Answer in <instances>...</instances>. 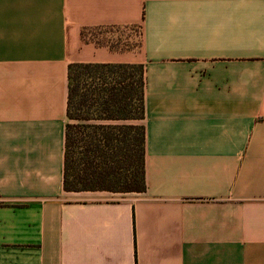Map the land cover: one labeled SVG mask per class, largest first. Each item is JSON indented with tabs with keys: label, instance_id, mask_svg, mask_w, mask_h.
<instances>
[{
	"label": "crops",
	"instance_id": "crops-1",
	"mask_svg": "<svg viewBox=\"0 0 264 264\" xmlns=\"http://www.w3.org/2000/svg\"><path fill=\"white\" fill-rule=\"evenodd\" d=\"M73 63L144 65L146 192L64 191ZM0 264H264V0H0Z\"/></svg>",
	"mask_w": 264,
	"mask_h": 264
},
{
	"label": "trees",
	"instance_id": "trees-1",
	"mask_svg": "<svg viewBox=\"0 0 264 264\" xmlns=\"http://www.w3.org/2000/svg\"><path fill=\"white\" fill-rule=\"evenodd\" d=\"M124 29L137 32L129 46L140 49L139 25L82 30L81 36L113 50L107 33ZM67 90L64 191L146 192L144 65L73 63Z\"/></svg>",
	"mask_w": 264,
	"mask_h": 264
},
{
	"label": "rangeland",
	"instance_id": "rangeland-1",
	"mask_svg": "<svg viewBox=\"0 0 264 264\" xmlns=\"http://www.w3.org/2000/svg\"><path fill=\"white\" fill-rule=\"evenodd\" d=\"M111 33H116L115 35L117 36V38L119 36L124 37V35L128 34V32L126 30H120V31L113 30V32H111ZM132 36H133V38H132L133 40H136V38L138 37V34L135 30L132 31Z\"/></svg>",
	"mask_w": 264,
	"mask_h": 264
}]
</instances>
